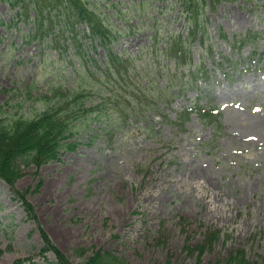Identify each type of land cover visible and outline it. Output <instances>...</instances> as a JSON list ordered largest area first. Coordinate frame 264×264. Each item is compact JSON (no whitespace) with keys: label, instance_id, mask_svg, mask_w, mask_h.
<instances>
[{"label":"rangeland","instance_id":"374dc122","mask_svg":"<svg viewBox=\"0 0 264 264\" xmlns=\"http://www.w3.org/2000/svg\"><path fill=\"white\" fill-rule=\"evenodd\" d=\"M145 1H100L105 14L116 3L115 10L125 11L118 23L138 26L115 50L136 57L151 43L156 22L165 33L162 45L168 36L181 37L208 78L195 75L197 86L170 103L157 102L155 86L134 111L144 112L139 121H121L92 143L84 131L76 148L56 159L16 161L13 187L0 178V264L54 262L53 251H42V233L75 262L80 249L86 257L111 251L128 264H213L236 248L264 259V0L217 3L204 11L208 20L196 35H188L189 24L178 7L172 9L176 0H151L133 17L130 5ZM16 9L0 1V104L10 89L33 82L46 88L50 76L72 78L63 39L57 49L23 43L21 34L32 24L16 18ZM92 55L106 61L103 49ZM144 64L146 58H137L130 77L103 83L102 96L112 90L128 96L139 82L163 83L153 82V61L148 70ZM162 65L163 73L174 71L175 61ZM197 107L215 108L217 123L193 111L189 118L181 115ZM214 230L218 239L208 240ZM202 242L201 253L195 247Z\"/></svg>","mask_w":264,"mask_h":264},{"label":"trees","instance_id":"16d2710c","mask_svg":"<svg viewBox=\"0 0 264 264\" xmlns=\"http://www.w3.org/2000/svg\"><path fill=\"white\" fill-rule=\"evenodd\" d=\"M0 1L17 8L16 18L32 24L30 30L21 34L23 43H38L39 46L57 49L63 39L59 45L66 51H71L70 63L73 65L69 73L72 78L63 74L60 79L50 76L46 88H37L38 82H33L24 87L6 90L11 96L0 104V178L12 187L17 175L16 161L36 163L44 159H56L63 152L76 148L77 142L80 143L76 138L84 131L88 135L86 140L92 143L102 135L117 130L121 121L130 120L131 117L135 122L139 121L144 112L139 109L140 113L134 114V111L141 107L142 100L155 86L159 91L155 97L157 102L170 103L187 89L197 86L192 82L195 75L208 77L207 71L200 65L202 62L196 65L188 49L183 47L185 42L181 37L168 36L162 45L165 33L156 22L150 37L151 43L141 48L136 57H124L116 51L115 46L138 29V26H129L127 19L123 20L124 23H118L120 14L125 13L115 10L118 3L112 5L114 12L105 14L99 7L102 0ZM150 1L146 0L136 4L137 6L131 4L129 8L136 9L133 17L137 18L148 10ZM163 1L167 4V0ZM221 1L223 0H176L172 9L178 7L177 12L189 24L188 35H196L202 28L204 30L203 20H208L203 15L204 11L215 8ZM98 49L105 51L106 61L97 62L93 57L92 52H97ZM142 57L146 58L144 70L152 68L147 64L150 60L156 65L155 72L157 69L158 75L154 74L153 82L157 84L158 79H163V83L143 85V82H139L131 91L124 93L128 96L115 94L113 90L109 96H102L105 91L103 83L120 84L126 77H130L128 73L135 60ZM163 61H175L174 71L168 69L167 73H163ZM168 66L170 64L166 65ZM131 75H136V72ZM119 77L120 81H116ZM184 77L187 80H183ZM12 100L13 103H10ZM38 102L42 103L40 110L36 107ZM157 107L161 109L160 106ZM192 111L197 112L209 124L217 123L218 113L215 109L197 107L187 109L181 115L189 118ZM91 124H98L99 127L91 129ZM71 139L76 140L70 141ZM25 206L28 211L31 210L28 203ZM219 233V230H214L208 235V240H217ZM42 235L46 241V247L42 251H53L55 254L56 260L51 264H128L111 251H96L86 257L85 249L74 251L80 258V261L75 262L62 254L44 233ZM195 248L202 253L205 245L202 242ZM198 262L200 264V259ZM213 264H264V259H251L243 248H236Z\"/></svg>","mask_w":264,"mask_h":264}]
</instances>
